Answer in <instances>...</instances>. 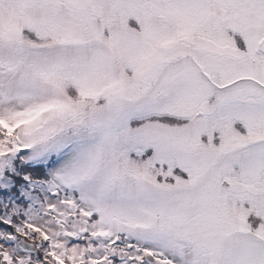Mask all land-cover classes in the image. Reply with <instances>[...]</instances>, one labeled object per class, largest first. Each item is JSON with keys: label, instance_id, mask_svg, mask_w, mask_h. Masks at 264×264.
<instances>
[{"label": "snow or ice", "instance_id": "6c2138e0", "mask_svg": "<svg viewBox=\"0 0 264 264\" xmlns=\"http://www.w3.org/2000/svg\"><path fill=\"white\" fill-rule=\"evenodd\" d=\"M0 264H264V0H0Z\"/></svg>", "mask_w": 264, "mask_h": 264}]
</instances>
